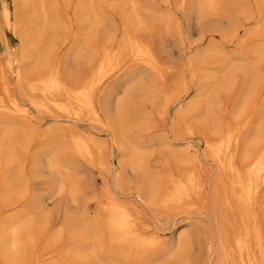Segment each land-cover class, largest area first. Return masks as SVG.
<instances>
[{
  "label": "bare ground",
  "instance_id": "6f19581e",
  "mask_svg": "<svg viewBox=\"0 0 264 264\" xmlns=\"http://www.w3.org/2000/svg\"><path fill=\"white\" fill-rule=\"evenodd\" d=\"M37 1L35 8L37 9L36 12L41 15L40 23L35 25L33 30L26 29L21 34L18 31L20 25L18 26L15 11L13 10L14 13H12L13 11L11 12L6 4H3L0 9L3 24L15 36L25 37L20 48L9 49L6 46L5 56L0 55V115L5 113L1 112V109L8 108L13 112L12 115L16 114L26 118H21L22 122L19 121V124L23 125L22 129L18 128V132H14L19 133L20 130V133L14 138L15 134L12 131L13 136H9L10 139L13 137L11 145L6 149L4 146V150L1 149L0 151V164L4 160L14 163L12 167H7L9 173L5 171V174L7 173L11 177L10 179L20 178L22 180L24 176L22 173L25 168L22 164L24 160H22L21 155L28 154L25 151L24 142L29 146L30 143L34 142L35 150L31 154L29 153L31 156V162L29 161L30 176L39 179L42 177V173H47L52 180L48 179L50 182H47L42 197L40 196V200L38 199L36 209L43 210L48 204L51 205L66 198L72 207L81 208V198L86 194V192L84 194L85 189H88L86 181L93 180L94 182L96 176L98 177L97 182L100 185L94 183L93 186L89 185V188L95 190L94 193L97 192L98 197L96 198H100L97 206L101 207L100 210L102 209L103 215L98 216L99 218H96L98 220L92 221L89 225L84 220L79 219L80 221H78L84 225L82 227L89 226L87 231L91 232L92 226L93 232L91 233L99 237L97 239L100 240L101 244L97 248L95 247L97 252H92L93 257L90 258L91 260L95 259L92 261L93 264H103L105 259L102 260L103 258L101 259L100 256L105 255L106 257L114 249L121 252L122 255L119 254V257L132 260V264H264V108L261 110L260 121L256 123L252 121L254 120V112L247 114L246 108L254 106L256 109L255 99L257 98L246 100L242 96L236 107L234 104L237 100H234L235 103H228L234 105L235 109L232 115L237 120L239 119L236 120L237 122H233L234 118L232 119V117L228 118V110H225L228 112L227 117L220 112L218 113L219 109L216 110L222 105L219 101L221 100L219 94L230 89L227 74L232 75L231 71L235 65L234 63L231 66L232 57L227 56L220 45L213 43L205 47L202 52L198 51L201 56L200 59L197 58L199 54H194V57L188 60L190 61L188 64L193 69L189 74L194 79L196 78L198 83L194 84V87L186 89L184 86L185 89L178 90L176 100L173 98L175 103L177 101L179 104L178 109L176 108L177 113L168 122L165 108L171 103L167 105L169 99L173 97V91L170 94L166 79L169 78V76L167 78V73L176 68L160 60L154 49L153 39L149 40L142 35H137L136 30L134 33L125 24L122 41H120L121 45L119 44L113 49L104 47L101 51L98 50L99 57L91 74L86 76L82 83L75 85L72 83L71 85L61 72V66H59L61 57L59 58L54 50L57 37L50 38L49 46L47 49L45 48L46 52L41 53L39 50V45H44L47 40V38L45 39L47 36L45 32L49 26L47 12L50 11H47V0ZM95 1L80 0L82 3L79 2L81 5L78 6L79 11L80 8L85 11L86 18L91 16L89 17L92 22L96 15ZM152 1L154 2V0ZM226 1L181 0V4L186 8V15H188L186 18L193 20L196 26L204 27L206 24L210 25L208 22L219 21L234 27L236 24L234 26L233 24L237 23L242 16L236 20V15L232 12L234 10L230 8L231 11L228 8ZM129 4L130 9L134 12L131 23L147 28L148 22H144L141 19L142 16L136 13L137 4L135 0H129ZM253 5L255 4L253 3ZM142 8L150 15V20L156 14V18L170 24L169 30L161 38L159 45L164 49V39L168 38L166 41L168 47L172 46V51L179 53L182 35L180 36L178 32V23L175 22L174 18L170 20L154 6L145 4ZM259 9L261 8L259 7ZM180 12L182 15V10ZM109 16L111 15L109 14ZM249 18L251 19L250 16H248ZM240 22L242 21H239L237 25ZM56 23L54 25H57ZM107 23L114 30L119 28L117 22L108 20ZM152 23L155 22L152 21ZM222 24L224 23H221V26H223ZM226 24L225 26H228ZM241 25L236 27L239 29ZM153 27L155 28V25ZM158 27L160 26L158 25ZM158 27L155 28V31ZM236 27L230 31L236 30ZM205 30L207 29L205 28ZM244 30L246 29L244 28ZM230 31L229 34L226 33V36H230ZM158 32H156L157 35H159ZM154 33L153 31L152 34ZM202 35L204 36L205 33ZM260 36L264 38V28L262 29L260 26L255 27L251 32L246 31L244 35L246 41L251 40L249 51L254 59H252L251 64L240 68L246 81H248V77L264 75V42L259 43ZM183 37L185 38V36ZM184 38H182V42ZM60 39L59 42L70 43L68 39L63 37ZM221 40L220 42L224 41ZM201 41L203 42V40ZM97 46L95 48H98ZM33 48H35L34 65L39 66L44 60L48 68L45 73L40 72L42 75L27 79L23 74V63L28 57L27 52ZM79 49H72L67 53L66 59L70 65L75 64L79 57L81 58ZM125 52L128 58H125ZM206 57L213 60L209 61ZM188 71L187 68L186 72ZM9 77H12L16 83L11 84ZM236 78L238 77L236 76ZM240 78L242 77L240 76ZM183 79H185L184 76ZM257 81V84L264 85L260 83V78ZM16 89L18 92L21 91L22 96L28 97L27 103L31 108L49 116L45 122L52 123L50 126L47 124L48 126L45 125L43 130L40 129L42 123L37 121L35 115L31 114L28 106L23 105L24 97L21 99L17 95L18 93L16 94ZM205 92H210L213 99H203L207 95V93L204 95ZM192 93V98L195 100L193 99V102L187 105L184 100ZM242 93L244 90L241 95ZM231 94L233 95L232 90ZM258 94L260 95V93ZM237 95L240 98L241 95ZM251 95L254 97L253 93ZM220 97L226 98L224 95ZM224 98L222 100H226ZM227 100L223 102H228ZM226 105L224 104V106ZM212 107L215 108L216 113L211 111L213 110ZM253 108L252 110L255 111ZM245 114L247 115L245 116ZM3 116L1 118L6 121L7 119ZM70 120L87 121L107 133L114 151H117L120 156L119 163L114 167L113 181L109 178L112 165L108 162L109 158L107 159L105 156V150L108 148L106 139L93 132H86L74 127V124L68 123ZM169 127L170 129H168ZM13 139L14 146L12 147ZM27 157L26 155L24 159ZM207 162L213 165V168L209 169L213 171L211 177L208 176V170L204 164ZM1 167L2 165H0ZM93 182L90 184L92 185ZM126 187L128 189L125 192L133 194L135 199L143 202L148 210L154 212L156 222L148 221L140 214L142 212L139 208L121 199L118 194L119 189ZM211 219H214L219 227V229L215 227L219 231L217 235H214L210 223ZM12 220L6 224V229L9 232L6 242L8 249L14 251L20 241L17 237V229L15 230L16 224ZM161 225L170 230L167 239L164 238L165 232L160 227ZM92 248L89 250L87 247L90 252L94 250V247ZM215 250L217 259L209 263V259ZM4 251L6 252V250ZM18 251L16 252L19 253ZM80 251L81 249L78 252ZM89 251H86V248L83 249L84 257L89 258ZM195 251L197 255L194 253ZM114 254L116 258L117 253L114 252ZM4 258L1 256V259ZM108 262L104 264H108ZM115 262H119V260L117 261L116 258ZM89 263H86V260L84 262V264ZM111 263L113 262L111 261L109 264Z\"/></svg>",
  "mask_w": 264,
  "mask_h": 264
},
{
  "label": "rangeland",
  "instance_id": "374dc122",
  "mask_svg": "<svg viewBox=\"0 0 264 264\" xmlns=\"http://www.w3.org/2000/svg\"><path fill=\"white\" fill-rule=\"evenodd\" d=\"M66 1H68V2H66ZM237 1H239V2L243 1V2H240V3L237 2L238 3L237 4L233 0H227L226 1V4H227L228 8L229 9L231 8L232 10H234V11H232L230 9L232 12L235 13V15H236L235 19L237 18L236 20H238V18H240L242 16L240 18L241 20L239 19L237 23H239V21H242L243 23L240 22V24L237 25V23L235 22L233 24V26L236 24L234 27H236V26L239 27L241 25V23H242V25H241V27L239 29L236 27V30H239V31L234 30L235 31L234 32V31H230V30H232V28L234 29V27H232V25L230 26L228 23L226 24V22L211 21V22H208V24H210V25H207V24L205 25L206 27L205 26L204 27H199V26L194 25L195 23L193 22V20H188V18H186L188 16V15H186L187 11H186V8L181 4V0H154L155 3L152 0H142V1L135 0V2L137 4L136 13H138L140 16H142L141 19L144 22H148V25H147L148 29L140 27L141 25L140 26H136V25H133L131 23V19L133 17V13L134 12L129 7L130 6L129 0H96L94 2L96 4V10H95L96 11V15L94 17L95 20L93 22H92V20L90 18L91 17L90 15H89L90 17L87 16V18H86L85 11L83 9L80 8V11H79L78 6H80L81 5L80 3H82V2H80V0H47L46 1V5H48L47 6L48 7L47 11H50V12H47L48 13V19H49L48 20L49 26H48V28L46 29V32H45V35H47V36H45V39L47 38V40L44 42V45H41V46L39 45V50H41V53L46 52V49L49 46L50 38L53 37V36H54V38L57 37L58 41L57 40L55 41L56 48H54V50H55V53L58 54L59 58L60 57L62 58V59L61 58L59 59L60 60L59 62L61 63V64L59 63L60 64L59 66H61L60 67L61 72H62V74L64 75L65 79L68 81L69 84L72 85V83H73V85H75L77 83L78 84L82 83V81L85 79V77L86 76L88 77L91 74L93 68L96 66V63H97V60H98V57H99V51H101L102 48L106 47V48L113 49V47H117V45L119 46V44L121 43L120 41H122V35H123L122 32H124V27H126V26L129 27L134 33H135V30H136V34L137 35L139 34L140 36L142 35V37H145V39H149V40L153 39L154 40L153 44L155 46L154 49L157 52L160 60H162L163 62L165 61L166 63H168V64L172 65L174 68H176V69H174L176 71L175 73H174V70L172 72L167 73V78H168V76H169V78H168V80L166 79V84H167V86H168V88L170 90V94L173 91L172 92L173 97L171 96L172 98L169 99L167 105L170 102L171 103L169 104L168 107L165 105V107H167V108H165V114L167 113L166 115H167V119H168V122H169L171 117L175 113H177L176 108L178 109V106H179L177 101L175 103V101L173 100V98H175V100H176V96H177L178 90H180V89L183 90V89H185V87H186V89L194 87V84L196 85L198 83L197 79L196 78L194 79L191 76V74H189V73H191V71H193V69L191 68L190 64H188V63H190V61H188V60H191L194 57V54H199V55H197L198 57L196 55H195V57L200 59L201 56H200L199 52H202L204 50V48L207 47L208 45L215 43L216 45H220L221 46V49L223 50V52L226 53L227 56L232 57L231 66H233L234 63H235V65L233 66V69L231 71L232 72L231 74L233 76L230 75V73L227 74V79H228L229 84H230V89H229V91H227L229 93H227V92L220 93L219 94L220 96L224 95L226 98L220 97L218 95L219 98H221V100H219V101L221 102L222 105L220 107H217V106H214V107L215 108L217 107L216 110L219 109L218 113L220 112V113H222V115H225L226 117H227V114L229 112V117L228 118L232 117V119H233L234 117H233L232 114L234 113L233 110L235 109L234 105H235V107L237 106L239 101L242 99V96L244 98H246V100L257 98V99H255L256 109H255L254 106H253L254 108L252 107L255 111L252 110L251 106L246 108L247 114L251 113V112H254V114L256 116L254 115V118H253L254 120H252V121H253V123H256V122L260 121L259 119H261L260 118L261 110L264 108V105H263L264 85H262L263 86V88H262V86L260 84H257L258 83L257 80H259V78H260L261 79L260 83L264 84V81H262L264 79V75H262V76H251V78L248 77L247 78L248 81H246V78L243 77L242 74H241V69L240 68H244L247 65L252 63L253 57L251 55V52L249 51V47L251 46V44H250L251 40L250 41L249 40L246 41V39L244 38V35H245L246 31L247 32L248 31L251 32L257 26H260L262 29L264 28V26H263V24H264V21H263L264 20L263 19V17H264V15H263V13H264V10H263L264 9V1L261 0L262 4H260L261 3L260 0H254V1H252V0H237ZM37 3H38L37 0H19V1L18 0H0V9L2 8L3 4H6L9 7V9L11 10V12L13 10L15 11L16 19L18 18L17 19L18 26L20 25L18 31L21 34L26 29L33 30V27L40 23L39 20H41V15L39 14V12H36L37 9L35 8V5H37ZM253 3L255 5H253ZM145 4H147L148 6H151V7L154 6L158 11L162 12V14L167 16L170 20L174 18L175 22L178 23V32H179L180 36L182 35V37H180L181 40H180V52L179 53L177 51L176 52L172 51L173 50L172 46L168 47L167 42H166L168 38L164 39V45H165L164 49L160 47L159 43L162 40L161 38L164 37L166 31L169 30L170 24L168 22L165 23V22L159 20L158 18H156V14L153 15V17H151V20H150V15L147 14L142 8ZM165 5H167V6H165ZM259 7L261 9H259ZM257 8L259 9V11H258ZM168 9H170V10H168ZM181 10H182V15H181V12H180ZM14 11L12 13H14ZM73 11H75V12H73ZM57 13L60 14V15H58ZM183 13H184V15H183ZM236 13H238L240 15L238 16ZM109 14L111 16H109ZM244 15H246V16L243 18ZM247 15L250 16L251 19L250 18L248 19ZM108 20H112L115 23L117 22V26H119V28L116 29V30L110 28V26L107 23ZM244 20H246V21H244ZM152 21L155 22V23H152ZM55 22H57L56 23L57 25H54ZM256 22H258V23L256 24ZM221 23H224V24H222L223 26H221ZM125 24H126V26H125ZM225 24L228 25V26H225ZM154 25H155V28H157L158 25L160 27H158V29H156V31H155V28L153 27ZM220 26L222 27V29H221ZM152 27H153V29H152ZM215 27H217V29H215ZM205 28L207 30H205ZM218 28H219V30H218ZM244 28L246 30H244ZM223 29H225V30H223ZM213 30H215V31H213ZM220 30H222L223 32H221ZM153 31L155 32L154 34H152ZM229 31H230V36H226L227 34H229ZM149 32L151 33V36L153 35L152 37L149 36L150 35ZM156 32H158L159 35H157ZM209 32H211V33H209ZM219 32H221V33L219 34ZM143 33H145V34H143ZM201 33L202 34L205 33V35L203 36ZM207 33H208V35H206ZM231 33H233L234 35H232ZM96 34H97V36H96ZM58 35H60V36H58ZM147 36L150 37V38H148ZM183 36H185V38ZM225 36H226V38H224ZM235 36H236V38H235ZM62 37L65 38V39H68L70 41V43L69 42H59V39L60 38L62 39ZM200 37H201V40H203V42L200 40ZM24 38L25 37H23V36H15L14 33L11 32V30L8 29L3 24V20L1 18V14H0V55L1 56H5L6 46L9 49L10 48L14 49V48H18V47L20 48L22 43H23V41H24ZM73 38L74 39L76 38V39L73 41L72 40ZM102 38H103V40H102ZM182 38H184L183 42H182ZM207 38H209V39H207ZM219 38L224 40L225 42L222 41V40H221L222 42H220ZM229 40H230V42H229ZM258 41H259V43H261V42L263 43L264 42V38L260 36ZM198 43H200L203 47L202 46L199 47L198 45H200V44H198ZM195 44H197V45H195ZM95 45L96 46L99 45L100 47L97 46L98 48H95L96 47ZM50 46H51V43H50ZM79 46H80V49H79ZM77 48L79 49V52H81V55H80L81 58L79 57L75 64L70 65L68 63L67 59H66L67 53L70 50H72V49H76L77 50ZM157 49H158V51H157ZM247 49H248V51H247ZM82 51H83L84 54L82 53ZM164 51H165L166 54L164 53ZM169 54H170V56H168ZM27 55H28V57L24 60V63H23L24 64L23 74H24L25 78L31 79L32 77H36L38 75H42L43 73L46 72V70L48 68V65L46 63H44V60L41 61V64L39 66H35L34 65L35 48H33L32 50L28 51ZM124 55H125V58H128V55H127L126 52L124 53ZM169 59H170V61H169ZM206 59L209 60V61L213 60L210 57H206ZM90 63H91L92 66L90 65ZM85 65H86V67H85ZM185 65L187 66V68L189 70L188 72H186L187 68H186ZM69 66H71V67H69ZM39 67H41V68H39ZM182 67L186 68V69H183ZM90 68H92V69L90 70ZM199 68H200V66H199ZM81 69H83L85 71H83ZM86 72H88V73H86ZM178 72H179V74H178ZM198 72H200V70H198ZM36 73H37V75H36ZM172 73H173V75H172ZM234 73L239 78V80H238V78H236ZM183 76H184L185 79H183ZM240 76L242 78H240ZM11 78L10 77L8 78V79H10L9 81L11 82V84H15L16 81L13 78L12 79ZM180 78H181V81H179ZM71 79L73 80L72 82H71ZM177 79H178V81H177ZM249 80H250V84L251 85L249 84ZM237 81H239V82H237ZM180 82H183V83H180ZM233 83H235V84H233ZM180 84H181V86H180ZM237 84H238V86H237ZM242 84L244 85V87H243ZM174 85H175V87H174ZM177 85H178V87H177ZM175 88H176L177 91L175 90ZM234 88H235V90L237 89L236 90L237 92L234 90ZM252 88L256 92L253 91ZM17 89H16V94L18 93L17 95L20 96L21 99L24 97L23 98V100H24L23 101V105L28 106L29 111L31 112V114L35 115V117H37V119H38V120L37 119L36 120L40 121V123H42L41 126H40V129L42 128L41 130H43L44 129L43 127L45 125L49 124L48 121H47L48 123L45 122L46 120L49 119V116H47L45 113H42V112H36L33 108H31L29 106V104L27 103L28 97L26 95L22 96L20 94L21 91L18 92L19 89L18 90ZM211 89H212V86H211ZM247 89H248V91H247ZM231 90H232L233 95L235 93V96L237 94L241 95V92L243 90H244V93H242L240 98H238L239 97L238 95H237L238 97L237 96L235 97V96H233L231 94ZM251 91H253V92H251ZM174 92H176V93L173 94ZM254 92L257 95H255ZM206 93L207 92H205L204 95H206ZM251 93H253L254 97H251L252 96ZM258 93H260V95ZM243 94L244 95L247 94V95L244 96ZM192 95H193V93L190 94L188 97H186V99L184 100V103H186L187 105L188 104L190 105L193 102V99L195 100V98H192ZM208 95H209V97H208ZM210 95H211L210 92L207 93V95H206L207 97L205 96L203 99L212 98ZM255 96H258V97H255ZM231 97H232V99H231ZM259 97H260V99H259ZM223 98L226 99V100L230 99L232 101L227 100L228 102H223V101H226V100H222ZM234 100H237L236 103L234 102ZM230 102L231 103L233 102L235 104L232 106V105H230L231 104ZM228 103H230V104H228ZM257 103H258V105H257ZM224 104L225 105L227 104V105L224 106ZM261 105H262V107H261ZM214 107H212L213 110H211V111L212 112L214 111L216 113V110H215ZM248 108H250V109L248 110ZM221 109H223V110H221ZM1 110H2L1 112H5V113H3L4 116L3 115L2 116L5 119H7V120L5 121L3 118H1L2 116L0 115V147L3 144H5V145H3L0 148V151H1V149L4 150L3 149L4 146H5V149H6V148H8V146L11 145L10 143H11L12 138L13 137L15 138V136L20 133V130H19V133H17L18 132V128L20 129L21 127H23V125L19 124V121L22 122L20 120L21 118H23L22 116H19V115H16V114L12 115L13 112H11L8 108H3ZM225 110L226 111L228 110V112H226ZM231 111H232V113L230 114ZM9 112H11V113H9ZM225 112H226V114H225ZM6 114H8V115H6ZM247 114H245V116ZM14 116H16V118L13 119ZM7 117L10 118V119H8ZM11 117H12V120H11ZM15 119H16V121H18L17 123H16ZM17 119H19V120H17ZM23 119H26V118H23ZM3 120L5 122H7V123H5ZM236 120L237 119L234 118L232 121L233 122H237L239 119L237 121ZM8 121H10V122H8ZM11 121L13 122L12 124H11ZM1 122H3L4 124L1 123ZM44 123H46V124H44ZM68 123L74 124V127L78 128V129H81V130L86 131V132H89V131L93 132V133L97 134L98 136H100V137L102 136V137H104L106 139V141L108 142V148H106V150H105V153H106L105 156H106L107 159L108 158L110 159V160L108 159V162H109V164L112 165L111 172L109 173V178H110L111 181H113L114 167H116L117 166L116 164L119 163L120 156L118 155L117 151H114L113 146L111 145V142H110V138L107 135V133L102 131L101 128H99V127H97V126H95L93 124H90L87 121L70 120ZM50 124H52V123H50ZM50 124H49V126H50ZM166 126L168 127V124ZM168 129H170V127ZM12 131H13V133L15 131H17L16 133H14L15 134L14 136L12 135ZM9 136H13V137L10 139ZM9 139H10V142H9ZM12 143H13L12 144V147H13L14 146V139H13ZM32 143H30V146H29V145H26V142H24V146L26 147L25 151L28 152V154H25V155L22 154L23 156L21 155V157H23L22 160H24L22 164H23V166L25 168V171L22 174L24 176H26L25 178L23 176L22 180H20V178L19 179H10L11 177L7 173H6L7 175L5 174V171L8 172L7 171L8 168L10 166L12 167L14 163L10 162L9 160H6V161L4 160V161H1L2 163L0 164V165H2V167L0 168V236L2 235V238H0V260H1L0 263L1 264H51V263L52 264H58V263L59 264H84L85 260H86V263H89V260H90V263L93 264L94 262L92 263V261H94L95 259L94 260L90 259L91 256L93 257L92 252L96 251L97 250L96 248L101 243L99 242L100 240H98L99 237L96 236L94 233H91V232H93L92 231V229H93L92 226H91V232L87 231V230L89 229L88 225L91 224L92 221L98 220L96 218H99V217H101L103 215V211H102V209L100 210L101 207L97 206V202L100 199V198H96V197H98V195L96 194L97 192L94 193L95 190H93L92 188L90 189L89 187L93 186L94 183H97L98 186L100 185V183L97 182L98 177L96 176V178H95L96 182L95 181L93 182V180H88L89 182L86 181V185L88 186V189H85L84 194H85V192H86V194L83 195V197L81 198V208L72 207V205L70 204L69 200H67V198H66V199H63V200H61V201H59L57 203H53L51 205L48 204L49 206L47 205L45 207L46 208L45 210L36 209V206L38 204V199L40 200V198L42 197V195H43V193H44V191L46 189L44 187H47V182H50L52 180H51L50 177H48L47 173H44V174L42 173V177H40L39 179L38 178H32L30 176L29 166H30V162H31V160H30L31 156H29V153L31 154L35 150L34 149L35 148V146H34L35 143L34 142H32ZM31 144H32V146H31ZM6 145H7V147H6ZM28 148L30 149L29 151H28ZM32 148H33V150H31ZM26 155L28 157L24 159V157H26ZM204 164L207 167L208 176L211 177L212 174H213V171H210L209 169L211 167L213 168L212 163L210 164V163L207 162V163H204ZM92 182H93V184L91 185L90 183H92ZM83 184H85V182H83ZM127 189H128L127 187L125 189L124 188H120L119 189L118 194L121 197V199H124V200L132 203V205H134L136 208H139L141 210V212H142L140 214L145 219H147L148 221H155L156 218H155L154 212L148 210L143 202H140L137 199H135L133 194L125 192V190H127ZM90 191L93 192V193H91ZM88 193H90V194H88ZM37 197H39V198H37ZM66 201H68V202H66ZM77 210H79V211H77ZM96 212H97V214H96ZM100 213H101V215H100ZM63 216H64V218H63ZM1 218H3V219H1ZM79 219H81L82 221L84 220L85 222H87V224H88L87 227L88 228L86 226L82 227L84 225H81L78 222V221H80ZM9 220H12L14 222V224H16L15 225L16 226L15 230L17 229L16 231H17L18 234L17 233L16 234H17V237L19 238L18 240L20 241V243L18 244L19 248L17 247L14 251H11L10 249H8V244L6 242L7 237H9L8 236L9 232L6 229V224H7V222ZM211 220H210V223H211L214 235H217L218 234L217 232H219V231L216 228L218 226H217V224H216L214 219H211ZM213 220H214L215 223L213 222ZM1 226L4 228V230H3V228ZM160 227L165 232L164 238L167 239V237H169V234H170L169 231L170 230L166 226H162L161 225ZM31 228H32V231H31ZM218 229H219V227H218ZM36 232H37V234H35ZM97 242H99L98 245H97ZM32 245H34V246H32ZM86 246L88 247L89 250L92 247H94V250L90 252L87 249ZM111 246H113V245H111ZM84 248H86V251L90 252V253L88 252L89 253V258L88 257H84V255H83V253H84L83 249ZM109 248H112V247H109ZM3 249L6 250V252ZM18 249H19V251H18ZM80 249H81V251L78 252ZM105 250H107V249H105ZM16 251H18L19 253H17ZM39 252H40V254H39ZM114 252L117 253L116 254V256H117L116 258H117V261L119 260V262H115L116 258H115ZM71 253H73V254H71ZM77 253H79L80 255L82 253L81 258H80V255L77 254ZM98 253H99V255H101V253L99 251H98ZM120 253L121 252H119L117 249H114V250H112L111 253H109L108 256L105 257V255H104V256H100V258L101 259L103 258L102 260L105 259L103 261V264L107 263L108 261H109L108 264L111 261L113 262L111 264H116V263L117 264H121V263L122 264H124V263H126V264L131 263L132 264V262H133L132 260L123 259L122 256H120L121 257L120 258L119 257ZM194 253L197 255L196 251ZM46 254H48L49 256H47ZM195 254H192V256L193 255L195 256ZM120 255H122V254H120ZM213 255H212L213 257L211 256V258L209 259V263H212V262H214L217 259L216 250L213 253ZM1 256L3 258L5 257L4 258L5 260L1 259ZM110 256H112V257H110ZM109 259L110 260L112 259V260L110 261ZM82 260L84 261L83 263H82ZM87 260H88V262H87ZM210 260H211V262H210ZM120 261H123V262H120Z\"/></svg>",
  "mask_w": 264,
  "mask_h": 264
}]
</instances>
